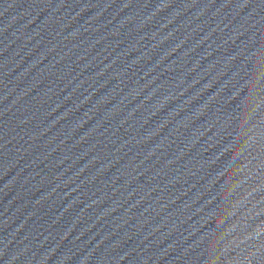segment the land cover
Wrapping results in <instances>:
<instances>
[{
  "label": "water",
  "instance_id": "obj_1",
  "mask_svg": "<svg viewBox=\"0 0 264 264\" xmlns=\"http://www.w3.org/2000/svg\"><path fill=\"white\" fill-rule=\"evenodd\" d=\"M0 264H264V0H0Z\"/></svg>",
  "mask_w": 264,
  "mask_h": 264
}]
</instances>
